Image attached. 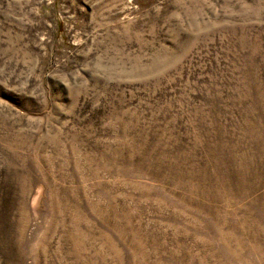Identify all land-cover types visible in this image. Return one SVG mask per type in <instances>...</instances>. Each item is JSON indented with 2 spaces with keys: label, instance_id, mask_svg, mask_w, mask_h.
<instances>
[{
  "label": "rangeland",
  "instance_id": "rangeland-1",
  "mask_svg": "<svg viewBox=\"0 0 264 264\" xmlns=\"http://www.w3.org/2000/svg\"><path fill=\"white\" fill-rule=\"evenodd\" d=\"M0 264H264V0H0Z\"/></svg>",
  "mask_w": 264,
  "mask_h": 264
}]
</instances>
